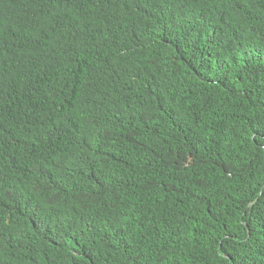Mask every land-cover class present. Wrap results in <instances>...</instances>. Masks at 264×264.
<instances>
[{
	"label": "trees",
	"instance_id": "obj_1",
	"mask_svg": "<svg viewBox=\"0 0 264 264\" xmlns=\"http://www.w3.org/2000/svg\"><path fill=\"white\" fill-rule=\"evenodd\" d=\"M209 7L190 59L153 0H0V264H261L264 81L197 63H258L264 0Z\"/></svg>",
	"mask_w": 264,
	"mask_h": 264
},
{
	"label": "snow or ice",
	"instance_id": "obj_2",
	"mask_svg": "<svg viewBox=\"0 0 264 264\" xmlns=\"http://www.w3.org/2000/svg\"><path fill=\"white\" fill-rule=\"evenodd\" d=\"M231 0H153L154 6L159 8V12L167 13V18L164 16H157V21H162L161 38L167 43L173 45L180 55H187L192 53L190 59L195 58V53L200 52L204 47V52L208 53L213 50V45L216 40L210 42L206 41L209 34V29L212 27V22L208 18L211 8L204 10L205 5L228 4ZM197 5L200 10H197ZM147 6V3L146 5ZM195 50V51H193ZM203 55V53H202ZM248 55V53H246ZM230 59V58H229ZM258 63H253L252 60H232L228 62L218 63V58L208 56L203 62H198L197 67L200 72L207 78L211 77L212 81L223 84L229 88L233 94L248 93L244 91V85L241 81H245L249 77L259 76L264 81V46L259 49ZM231 78L232 83H229ZM239 85V88L237 87ZM3 87V80L0 78V89ZM264 91V89H261ZM3 109L0 108V113ZM250 127L254 138L258 137L264 140V115L255 122L250 121ZM2 134V130H0ZM3 145L0 144V147ZM264 147V145H262ZM261 199H264V194L258 193ZM260 203V201H257ZM255 205H253L254 207ZM34 214L39 217L40 213L44 211L38 204L32 205ZM264 224V222H262ZM247 235V233H246ZM251 240V238H250ZM4 242L3 233L0 232V244ZM138 246L129 247L126 249L128 256L131 257L134 264H150L147 255L141 251H137ZM244 253H240L244 257ZM127 258V257H126ZM261 264H264V250L259 254ZM232 264H246L245 261H233Z\"/></svg>",
	"mask_w": 264,
	"mask_h": 264
}]
</instances>
